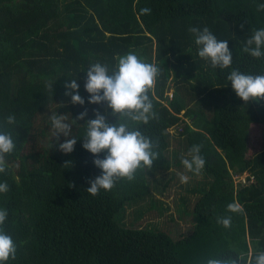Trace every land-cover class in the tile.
<instances>
[{
	"label": "trees",
	"instance_id": "1",
	"mask_svg": "<svg viewBox=\"0 0 264 264\" xmlns=\"http://www.w3.org/2000/svg\"><path fill=\"white\" fill-rule=\"evenodd\" d=\"M259 4L264 0H0V131L16 143L6 157L10 167L0 173L10 188L0 193V209L8 211L3 228L18 249L5 264H255L264 252V99L245 103L227 76L233 69L264 75V58L243 52L264 28ZM190 27H208L227 40L232 65L221 70L200 58ZM129 52L160 69L149 93L157 119L138 126L157 145L158 158L133 181L120 179L113 190L92 196L89 180L102 173L94 160L106 153L97 157L83 148L85 123L95 110L110 123L117 117L106 103H89L86 72L97 62L114 68ZM72 79L84 105L65 95ZM85 110V119H77ZM53 113L67 115L72 125L71 153L59 149L72 137L57 141ZM9 115L15 125L6 123ZM173 128L188 155L200 145L206 160L203 182L191 189L197 196L192 231L178 239L121 222L128 204L151 200L169 185L158 180L172 166ZM175 155L174 165L183 166ZM243 174L245 183L235 184L233 177ZM234 201L245 214L227 211ZM228 216L232 226L225 229L218 219Z\"/></svg>",
	"mask_w": 264,
	"mask_h": 264
},
{
	"label": "clouds",
	"instance_id": "2",
	"mask_svg": "<svg viewBox=\"0 0 264 264\" xmlns=\"http://www.w3.org/2000/svg\"><path fill=\"white\" fill-rule=\"evenodd\" d=\"M258 11H264V4L258 5ZM143 14H150L151 9L144 8ZM243 28V25H241ZM189 31L195 34V44L199 46L200 58L211 62L213 68L221 70L229 68L233 63V53L227 40H218L208 27L203 30L190 27ZM243 52L252 57L264 58V28L255 30L247 39ZM85 90L90 94L89 103L105 104L112 111L109 115L117 117L115 123H110L105 115L95 110V119L87 120L83 148L97 157L106 153L105 158H97L94 164L102 170L101 175L89 180L91 185L86 190L92 196L99 195L101 190L111 191L116 182L126 178L129 182L136 178L138 171L151 169L153 162L158 158L154 151L157 145L139 129V125L148 124L157 119L153 100L149 93L154 95L155 84L160 75V69L155 63H147L137 54L129 52L118 57L114 68L107 64L94 63L87 70ZM236 95L245 103L264 99V75H246L238 69H233L227 76ZM51 89L53 86L48 85ZM65 95L71 97L73 104L84 105L85 100L79 94V84L76 79L65 84ZM87 110L77 117L84 120ZM54 136L59 141L60 135L72 137V125L67 121V115L53 113L50 117ZM6 123H17L14 115L6 118ZM76 138L66 139L59 144L60 151L65 154L74 151ZM16 150V143L10 132L0 131V173H5L10 167L7 155ZM190 159L181 158V163L195 175H200L205 167L206 160L201 155V146L193 145L189 150ZM181 183H188L189 177L179 176ZM10 190L7 182H0V193ZM227 211L233 214H245V209L238 201L227 205ZM8 218V211L0 209V264L17 258V245L12 237L6 234L3 225ZM218 223L225 229L231 228V216L220 217ZM209 264H236L235 260H210ZM251 264V262H250ZM255 264H264V252L255 257Z\"/></svg>",
	"mask_w": 264,
	"mask_h": 264
},
{
	"label": "rangeland",
	"instance_id": "3",
	"mask_svg": "<svg viewBox=\"0 0 264 264\" xmlns=\"http://www.w3.org/2000/svg\"><path fill=\"white\" fill-rule=\"evenodd\" d=\"M172 90L167 92L170 97ZM187 124H190L189 119H184ZM168 150L167 155L172 163L171 169L165 172L158 180L161 186L167 181L169 185L160 194L153 191V198L151 200H144L139 203H130L127 205L125 211L122 212L121 222L132 224L133 228H149L166 232L173 239H178L180 236H187L192 230L194 225L192 206L197 198L196 195L191 194V189L201 184L205 177V173L201 172L200 175H195L188 172L183 166L174 165L175 156L190 159V155L185 150L184 140L178 134V129H171L170 136L168 137ZM261 145L251 147V153L259 150ZM249 152V150H248ZM204 170V169H203ZM202 170V171H203ZM180 174L189 177L188 183H181ZM247 174L242 176L233 177L234 183H245ZM196 184V185H195ZM200 188V187H198ZM186 200V203L182 201ZM241 264V263H240Z\"/></svg>",
	"mask_w": 264,
	"mask_h": 264
},
{
	"label": "built area",
	"instance_id": "4",
	"mask_svg": "<svg viewBox=\"0 0 264 264\" xmlns=\"http://www.w3.org/2000/svg\"><path fill=\"white\" fill-rule=\"evenodd\" d=\"M243 183H244V181H243Z\"/></svg>",
	"mask_w": 264,
	"mask_h": 264
}]
</instances>
